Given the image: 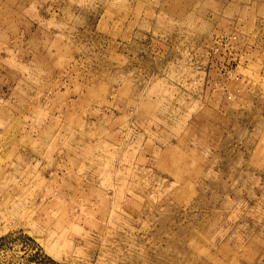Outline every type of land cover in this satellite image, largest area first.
<instances>
[{
	"label": "rangeland",
	"instance_id": "rangeland-1",
	"mask_svg": "<svg viewBox=\"0 0 264 264\" xmlns=\"http://www.w3.org/2000/svg\"><path fill=\"white\" fill-rule=\"evenodd\" d=\"M0 264H264V0H0Z\"/></svg>",
	"mask_w": 264,
	"mask_h": 264
},
{
	"label": "built area",
	"instance_id": "built-area-1",
	"mask_svg": "<svg viewBox=\"0 0 264 264\" xmlns=\"http://www.w3.org/2000/svg\"><path fill=\"white\" fill-rule=\"evenodd\" d=\"M244 48L245 43L243 37L237 32L222 34L215 38L212 48L213 54L225 61L233 63L235 67L220 70L221 76L226 80L222 86L223 89H226L229 82L239 80L238 72L242 58L246 52ZM231 99L232 95H229L228 100Z\"/></svg>",
	"mask_w": 264,
	"mask_h": 264
}]
</instances>
